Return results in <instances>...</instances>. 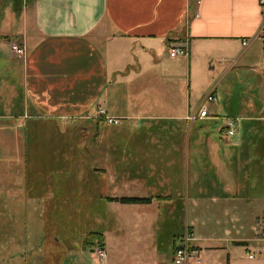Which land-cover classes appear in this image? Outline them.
Returning a JSON list of instances; mask_svg holds the SVG:
<instances>
[{
	"label": "crops",
	"instance_id": "1",
	"mask_svg": "<svg viewBox=\"0 0 264 264\" xmlns=\"http://www.w3.org/2000/svg\"><path fill=\"white\" fill-rule=\"evenodd\" d=\"M261 2L22 0L21 8H14L12 16L18 14L23 33L15 43L0 36V44L11 48L18 44L25 50L22 56L12 52V58L19 57L18 62H22L14 67L21 76L12 73L18 84L6 95L12 100L11 106L13 97H19L14 111L25 114V127L82 119L90 121L93 129L109 131L110 127L114 136L125 142L130 136L140 139L142 145L135 144V151L141 153L134 155L143 157L139 163L126 166L129 170L121 165L120 176L136 179L141 175L139 166L146 162L151 179L162 177L169 186L178 187L187 180L188 186L200 188L207 169H216L214 173L225 190L230 186L229 178L237 177L236 187L251 193L259 188L264 191V90L253 88L264 61ZM245 40L248 46L243 45ZM178 45L187 47L189 55L170 57V48ZM250 77L253 87L248 85ZM205 93L216 98L209 104L215 108V116L191 120L190 116L198 114ZM101 110L119 123L107 124L99 116ZM10 114H0V118L8 119ZM227 116L239 122L234 141L227 140L232 142L233 152L193 156L192 151L191 156H174L177 144L190 147L192 140V145L202 147L201 141L205 145L204 134L194 130L196 123H214ZM221 134L224 142V128ZM240 177L244 178L242 186ZM141 187L143 190V184ZM122 197L102 195L101 200L120 204L109 199ZM132 198L151 199L150 204L130 205L141 209L174 197ZM261 216L264 219V212L256 215V220ZM141 218L147 222L146 216ZM143 235L153 248L155 231ZM195 243L205 250L208 264H264L254 263L256 258L251 254L245 259L235 255L237 250L233 251L231 244L238 247L249 241L208 238Z\"/></svg>",
	"mask_w": 264,
	"mask_h": 264
},
{
	"label": "rangeland",
	"instance_id": "2",
	"mask_svg": "<svg viewBox=\"0 0 264 264\" xmlns=\"http://www.w3.org/2000/svg\"><path fill=\"white\" fill-rule=\"evenodd\" d=\"M21 5L22 0H0V36L14 43L23 33V26L18 14H12ZM12 52L13 46L0 44V114L12 113L8 119L0 118V264H174V252L179 246L198 251L190 264H198V260L208 264L205 250L194 246L197 240L208 238L249 241L238 247L231 244L233 251L237 250L235 255L245 259L251 254L256 258L254 263L264 261V219L261 216L256 220V215L264 212L263 189L251 193L236 187L237 177H231L225 190L214 173L216 169H207L200 188L188 186L187 180L183 186H169L165 178L151 179L147 175L146 162L139 166L141 175L137 180L135 176H120L119 170H129L126 166L139 163L143 157L134 155L141 153L135 151L142 145L140 139L130 136L125 142L114 136L110 127L109 131L104 127L93 129L90 121L82 119L58 124L44 121L38 127L37 123L25 127V114L19 109L14 111L20 104L15 102L19 97L12 96L11 106L12 100L6 95L18 84L12 73L21 76L14 67L22 62H18L19 57L12 58ZM263 68L264 61L255 87L253 77L248 78L250 87L264 90ZM204 101L198 112L205 106ZM207 107L213 118L215 108ZM223 119L196 123L194 130L204 134L205 145L202 141V147L192 145V140L190 147L177 144L174 156H191L192 151L193 156L233 152L234 137L224 136L226 139L221 141ZM243 179L239 178L241 186ZM114 194L174 198L141 209L102 202V195ZM141 215L146 216V223ZM150 230L156 233L153 248L143 235ZM97 236H101L100 241L93 240ZM88 239L94 242L87 247ZM221 256L227 260L225 252Z\"/></svg>",
	"mask_w": 264,
	"mask_h": 264
},
{
	"label": "built area",
	"instance_id": "3",
	"mask_svg": "<svg viewBox=\"0 0 264 264\" xmlns=\"http://www.w3.org/2000/svg\"><path fill=\"white\" fill-rule=\"evenodd\" d=\"M262 6L264 7V0H262ZM262 31H264V23H263V28ZM248 41H243V45L244 46H248ZM13 51L17 54V55H23L25 53L24 48L17 46V45H13ZM189 55V51L187 49V47L185 46H173L170 48V57L172 58H176V57H180V56H188ZM215 96L213 93L209 94L205 101L204 104L205 106L202 107L200 109V111L198 112L197 115H193L190 116L191 120H196L197 118L203 119V118H208L209 117V111H208V105L211 104L212 102L215 101ZM99 116L107 123L110 125H116L119 123V121L115 118H110L107 116V113L104 110H101L99 113ZM224 132L226 134V136L228 137H234L236 135L238 126H239V122L236 118H231L228 117L224 120ZM101 255L104 254V252H100ZM198 255V251L193 250L189 247H183V246H179L177 247V249L174 252V258H173V262L174 264H190L191 262H193L195 260V258H197ZM250 258H253V256H250ZM198 264H201V260L197 261Z\"/></svg>",
	"mask_w": 264,
	"mask_h": 264
},
{
	"label": "trees",
	"instance_id": "4",
	"mask_svg": "<svg viewBox=\"0 0 264 264\" xmlns=\"http://www.w3.org/2000/svg\"><path fill=\"white\" fill-rule=\"evenodd\" d=\"M111 202L120 203L123 205H135V204H150L151 199H144V198H132V197H122V198H111L109 199ZM94 241H100L101 236H97V238H93ZM90 239L86 241L87 247L90 245V243L94 242Z\"/></svg>",
	"mask_w": 264,
	"mask_h": 264
}]
</instances>
